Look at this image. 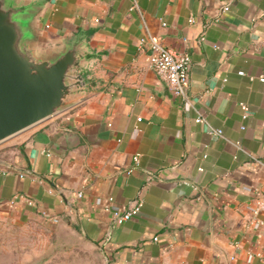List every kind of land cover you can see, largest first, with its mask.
<instances>
[{"label":"crops","instance_id":"crops-1","mask_svg":"<svg viewBox=\"0 0 264 264\" xmlns=\"http://www.w3.org/2000/svg\"><path fill=\"white\" fill-rule=\"evenodd\" d=\"M136 2L47 0L50 44L83 32L99 57L79 104L0 144V223L49 230L81 264H264V0ZM150 34L191 53L186 98L153 69ZM139 194L113 224L108 197Z\"/></svg>","mask_w":264,"mask_h":264},{"label":"water","instance_id":"water-1","mask_svg":"<svg viewBox=\"0 0 264 264\" xmlns=\"http://www.w3.org/2000/svg\"><path fill=\"white\" fill-rule=\"evenodd\" d=\"M47 0H0V144L79 104L99 55L83 32L50 44Z\"/></svg>","mask_w":264,"mask_h":264},{"label":"built area","instance_id":"built-area-1","mask_svg":"<svg viewBox=\"0 0 264 264\" xmlns=\"http://www.w3.org/2000/svg\"><path fill=\"white\" fill-rule=\"evenodd\" d=\"M133 7L137 8L138 4L136 0H134ZM229 9V4H224L219 11V14L215 16L213 20L217 21L221 18V16ZM193 20V17L190 18ZM51 26L50 23L46 24V27L49 28ZM205 36H201L203 40ZM147 42L152 49L150 54V62L153 69L157 72V74L165 79L170 85L173 92L182 96L183 98L187 97L188 88L190 85V72L192 67V56L189 51H182L171 46H167L163 43V41L153 35L144 36L141 38V45ZM260 79L264 81V75L260 76ZM243 110L244 117L248 116L249 106L246 102H240ZM141 119V116H139ZM196 121L206 124L208 132L212 135L223 136V129L220 127L213 126L208 119L201 113L196 116ZM228 139V138H227ZM229 140V139H228ZM233 143L239 147L243 148L242 144L239 141H233ZM256 161H260L259 158L253 156ZM134 165L138 164L140 161V153H136L133 156ZM134 169V166L128 169V172H131ZM81 195L82 192L80 191ZM114 197L109 196L107 202L105 203L106 209L112 212V223L113 224H122L125 221L131 219L140 213L142 206L144 204V198L141 194L136 196L131 200L130 204L126 207H117L113 204ZM32 203V200L29 201ZM264 211V198H260L257 201V204L254 208V214L257 218L256 220L263 224V219L259 217V214ZM154 239L157 240L158 236H154ZM261 257L264 258V253L260 254Z\"/></svg>","mask_w":264,"mask_h":264},{"label":"rangeland","instance_id":"rangeland-1","mask_svg":"<svg viewBox=\"0 0 264 264\" xmlns=\"http://www.w3.org/2000/svg\"><path fill=\"white\" fill-rule=\"evenodd\" d=\"M35 227L0 223V264L34 263L36 259L41 264H81V257L60 256V250L49 239V230Z\"/></svg>","mask_w":264,"mask_h":264}]
</instances>
